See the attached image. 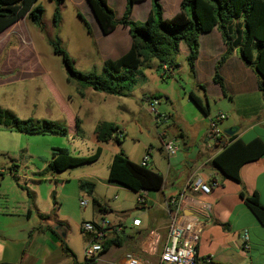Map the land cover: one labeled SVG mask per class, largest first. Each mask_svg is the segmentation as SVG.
Segmentation results:
<instances>
[{
    "label": "crops",
    "instance_id": "obj_1",
    "mask_svg": "<svg viewBox=\"0 0 264 264\" xmlns=\"http://www.w3.org/2000/svg\"><path fill=\"white\" fill-rule=\"evenodd\" d=\"M65 1H70L78 12H82V16L88 22L91 34H86L90 37L95 50V59L99 68L104 60L116 59L128 50L130 37L126 26L116 24L110 32L102 34L85 0ZM179 2L180 0H160L162 16L168 18L176 13L179 10ZM106 3L113 10L115 20L120 19L125 0H106ZM149 10L150 0L137 1L132 5L130 18L141 23ZM165 12L168 15H165ZM25 21V18L18 19L0 33L2 35L0 43L3 41L4 45L3 51H0V84L10 82L14 77L13 74L17 71L16 66L18 65L14 64L13 60L19 55L12 58L10 50L6 51L5 44L10 36L9 32L24 26ZM233 23L234 21L230 23V27ZM24 32L26 40L31 43L27 32ZM23 35L21 33V36ZM197 41L198 49L193 62V71L190 72L188 69L190 77L188 86L190 88L187 91V96L188 92H193L203 103L205 101L207 103L210 97L227 99L224 110L219 112L223 113L226 119L219 126L217 124L222 139L233 137L247 141L257 137L264 143V90H259L257 87L256 73L250 66L242 62L238 56L237 47H234L218 66V74L223 82V91H221L218 84L212 79L214 65L226 49L218 28L213 26L209 31L199 33ZM182 45H184L182 42L179 43L178 51L183 52L186 56L187 49ZM24 54V59L31 62L30 68L34 66L37 68V72L44 75V69L36 52ZM25 73L32 75L34 72L26 71ZM46 82L48 86L50 82L48 78ZM49 88L54 91L52 86ZM82 91L83 94L79 95L76 90L80 101H87V96L100 100L90 88L86 87ZM145 95L143 94L142 99ZM54 99L63 102L61 96L55 91ZM165 99L169 102V109L164 108V112L169 115V123L160 126L159 132L153 128L156 134L153 133L152 137L154 139L156 137L159 141L154 152H152L153 147L147 145L144 147V154L138 160H134L121 143H114L115 145L110 148L107 156L109 166L112 155L119 150L136 163H140L142 157L147 154L146 166L161 174L163 178L161 188L155 191L134 192L107 182L106 174L101 179L104 190L99 192L96 185L93 184L90 193H88L90 201L93 197L98 202L99 212H95L92 205L89 216L79 217V226L83 221H95L111 215L117 206L112 200L116 198V192L129 190L135 195L144 196V203H136L138 212L131 217L139 219L137 225H132L131 219L127 223L119 218L109 220L119 225L120 231L106 233L105 240H110L112 243L104 253L96 256L93 264H119L124 251L152 254L156 249H159L166 238L168 223V212L164 207V200L177 194L190 176L201 178L209 186L207 193L186 194L181 208L183 214L193 215L198 220L205 222L196 244L199 264H206L203 258L209 254L212 256L211 264H264V225L257 222L240 196V192L245 196L255 193L259 202L264 206V154L240 165L238 181L225 177L211 162L218 149L217 145L206 136L209 123L214 118L209 114L208 104L206 114L198 109L200 114L194 113L189 120L188 117H184L176 111L177 107H174L168 97ZM228 115L229 118H227ZM74 116L78 118L77 131L74 129L69 131L67 128V134L73 137L82 130L80 126L82 119L77 112H73ZM99 121L102 120H98L96 123ZM106 121L114 123L117 129L122 131L115 121ZM96 123L89 139L94 142L95 147L100 146L101 150L99 156L91 162H96L102 155L105 145L111 142L110 140L97 142L94 133ZM225 130H229L230 133H225ZM161 132L163 134L160 136ZM147 133H149L148 129ZM164 138L172 139L176 145L178 142L181 143L182 152H178L177 149L172 155L166 154L161 146V141ZM48 161L43 170L48 173L59 172L48 170ZM43 170L38 168L35 172L42 174ZM2 171L3 168H0V172ZM16 171V164L9 163V174H15ZM20 188L23 192L21 199L5 198L0 200V262L8 264H83L87 260L83 255V248L90 241L91 235L89 233L81 235V246L72 243L67 238L68 225L64 219V213L58 211L59 203L55 201L54 191L50 192V197L51 193L54 196L51 203L41 205L35 194H33V203L30 204L25 190L21 186ZM26 188L30 190L29 187L26 186ZM2 193L4 190L1 187L0 194ZM243 232H246V247H243ZM60 237L63 238L73 256L63 250Z\"/></svg>",
    "mask_w": 264,
    "mask_h": 264
},
{
    "label": "rangeland",
    "instance_id": "obj_2",
    "mask_svg": "<svg viewBox=\"0 0 264 264\" xmlns=\"http://www.w3.org/2000/svg\"><path fill=\"white\" fill-rule=\"evenodd\" d=\"M37 2L43 7L42 27L25 19L24 26L9 32L5 48L6 51L10 50L12 58L19 55L13 60L18 66L13 79L7 84H0V106L11 109L19 118L56 120L68 126L69 131L73 130V112H77L82 119L80 124L82 130L74 137L70 134H27L0 124V168H3L0 172V188L4 190V193L0 194V200L21 199L23 192L20 186L24 185L23 187L30 188L41 205L50 204L52 200L50 192L53 190L55 201L59 203L58 211L64 213L68 225L67 238L81 246V235L86 232L80 229L78 219L89 216L93 204L89 200L88 190L79 188L78 182L90 181L96 185L99 192L104 190L101 179L107 174V156L115 144L112 141L106 144L96 162L82 163L57 173L43 170L49 159L50 148L60 146L67 148L74 155H88L95 149L94 142L89 139L94 124L98 120H111L118 123L123 132L120 137L122 147L132 159L138 160L144 154V147L147 145L153 147L152 152L156 150L159 141L156 137L154 139L152 134L155 135V131L159 132L161 129L160 126L153 127L154 122L143 102L145 96L152 92L156 94L158 99L156 109L160 112H164V108L169 109V102L165 99L168 97L174 107H177L176 111L189 120L194 113H200L187 96L190 77L186 58L181 51L175 54L177 66L168 76H165L161 69H157L156 59L152 58L147 65L141 66L140 70L144 76L137 77L126 97L93 91L100 100L87 96V101H80L76 92L78 83L69 77L60 56L52 52L48 41L58 37L61 47L72 58L73 67L79 71H87L90 66L99 68L90 37L86 34L84 24L77 17V10L70 1L63 0L58 4L54 0ZM55 6L59 10L56 23L52 20ZM165 15H168L167 12ZM24 31L27 32L32 44L26 40ZM21 33L24 35L21 36ZM3 46L1 41L0 51H3ZM182 46L184 48V45ZM31 52H36L44 75L37 72L36 67L30 68L31 62L24 59V53ZM26 71L34 73L30 75L26 74ZM47 78L50 81L48 86ZM51 86L61 96L63 102L54 99V91L49 88ZM143 94L146 95L142 99ZM226 101L227 99L217 97L208 98L209 114L215 117L223 111ZM229 117L228 115L227 118ZM225 119L226 117L219 120L218 126ZM177 145L178 152H182L181 143L178 142ZM9 163L16 164L15 174H9ZM38 168L43 170L42 174L35 172ZM136 196L129 190L116 192V198L112 200L117 206L106 219L112 221L119 218L125 223L130 221L138 212ZM79 199H86L87 205L81 207ZM93 210L99 212L97 205H93Z\"/></svg>",
    "mask_w": 264,
    "mask_h": 264
},
{
    "label": "trees",
    "instance_id": "obj_3",
    "mask_svg": "<svg viewBox=\"0 0 264 264\" xmlns=\"http://www.w3.org/2000/svg\"><path fill=\"white\" fill-rule=\"evenodd\" d=\"M54 1L58 4L63 0ZM137 1L142 0H125L121 17L115 20L113 10L107 5L106 0H85L102 34L110 32L116 24H121L127 27L130 37L128 50L116 59L104 60L100 68L92 66L87 71L75 69L72 58L61 47L59 38L55 37L48 41L52 52L60 56L69 77L78 83L79 95L83 94V88L88 87L93 91L126 96L137 77L143 76L140 67L147 65L152 58L156 59L158 70L161 69L165 76L170 75L177 66L175 54L181 42L187 49L185 58L188 69L192 72L198 49V35L209 31L213 26L218 28L226 47L214 65L213 81L223 91L218 66L228 53L237 47L239 58L256 73L258 89L264 90V0H180L179 10L168 18L162 16L160 0H150V10L141 23L130 18L132 5ZM42 12L43 7L37 0H0V33L21 18L42 27ZM58 14V7L55 6L52 13L54 23L58 21ZM76 15L83 22L86 33L90 35L91 30L86 19L78 11ZM163 64L166 66L165 70L161 68ZM149 95L157 98L154 93ZM188 97L201 112L205 114L208 112L206 101L203 103L193 92H188ZM73 120V129L77 131L78 118L74 116ZM0 124L27 134H67V126L64 123L45 118H19L11 109L2 106ZM116 129L117 126L110 121L102 120L96 123L94 133L97 142L110 140L120 144V138L113 135ZM221 138L214 141L219 150L211 162L225 177L238 181L240 165L263 155L264 143L257 137L247 141L233 137ZM100 150V146L97 145L88 155H73L64 147H52L47 169L57 172L89 163L99 156ZM106 181L137 192L160 189L163 178L150 167L131 161L119 150L111 157ZM21 187L32 204L33 192ZM78 187L86 188L90 193L93 183L79 181ZM240 196L257 222L264 225V206L259 202L257 195L253 193L245 196L240 192ZM51 198L54 199L53 193ZM91 202L100 207L95 198L92 197ZM60 242L63 250L73 256L61 237ZM111 243L112 241L105 240L97 256L104 253ZM94 259L85 260L83 264H93Z\"/></svg>",
    "mask_w": 264,
    "mask_h": 264
},
{
    "label": "built area",
    "instance_id": "obj_4",
    "mask_svg": "<svg viewBox=\"0 0 264 264\" xmlns=\"http://www.w3.org/2000/svg\"><path fill=\"white\" fill-rule=\"evenodd\" d=\"M161 67L164 70L166 69L164 64ZM144 102L155 126H165L169 123V115L156 109L158 105L156 97L147 95L144 98ZM224 116L223 113H218L209 123L206 136L213 142L222 137L217 127V122L223 119ZM162 134L163 132L159 135L161 136ZM113 135L120 138L122 131L116 129ZM161 146L163 151L168 155L174 154L178 149L176 143L170 138L162 139ZM217 149L219 150L218 146ZM146 161L147 154L142 157L140 164L146 165ZM208 191L209 186L201 178L194 176L187 178L177 194L164 200V207L168 212V223L166 238L159 249H156L152 254L124 251L119 264H199L196 255V244L205 222L198 220L193 215L183 214L181 208L186 194L195 192L207 193ZM136 203L143 204L144 196L137 194ZM79 204L80 206H84L87 204V200L81 199ZM138 223V218H131L132 225H137ZM120 228L119 225L103 217L95 221L87 220L81 222L80 229L91 235L90 241L83 248L84 257L87 260L96 258L97 253L102 248L106 233L108 231L118 233ZM246 239V232H243V247H246ZM211 257L209 254L203 258L206 264H211Z\"/></svg>",
    "mask_w": 264,
    "mask_h": 264
},
{
    "label": "water",
    "instance_id": "obj_5",
    "mask_svg": "<svg viewBox=\"0 0 264 264\" xmlns=\"http://www.w3.org/2000/svg\"><path fill=\"white\" fill-rule=\"evenodd\" d=\"M225 133H227V134H229L230 132H229V130H225ZM217 169V168H216ZM218 170V169H217Z\"/></svg>",
    "mask_w": 264,
    "mask_h": 264
}]
</instances>
